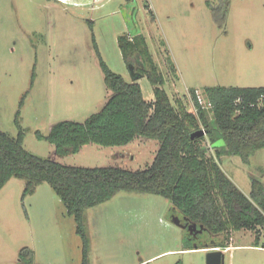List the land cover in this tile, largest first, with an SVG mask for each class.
Listing matches in <instances>:
<instances>
[{
  "label": "rangeland",
  "instance_id": "rangeland-1",
  "mask_svg": "<svg viewBox=\"0 0 264 264\" xmlns=\"http://www.w3.org/2000/svg\"><path fill=\"white\" fill-rule=\"evenodd\" d=\"M219 5L220 0H0V129L16 136L18 110L23 146L36 156L73 166L144 168L158 148L155 139L89 143L61 156L36 131L47 135L58 121L82 122L105 103L110 90L92 37L106 65L131 81L117 38L142 34L164 76L161 87L174 106L186 111H194L190 88L204 105L206 86H264V0H228L223 25ZM137 82L143 97L153 99L147 76ZM214 145L222 146L223 140ZM219 163L245 194L251 176L264 184V147L248 164L226 154ZM24 187V179L11 177L0 189V264H25L19 260L24 247L32 251L31 264H81L83 243L58 195L47 182L23 196ZM173 215L179 216L171 203L151 193L120 191L87 208L88 263L206 264V253L218 247L223 264H264V228L217 236L202 231L200 240L228 246L186 249L185 229L172 221Z\"/></svg>",
  "mask_w": 264,
  "mask_h": 264
},
{
  "label": "trees",
  "instance_id": "trees-1",
  "mask_svg": "<svg viewBox=\"0 0 264 264\" xmlns=\"http://www.w3.org/2000/svg\"><path fill=\"white\" fill-rule=\"evenodd\" d=\"M219 6V24L223 25L228 0H220ZM92 42L103 83L110 90L105 103L84 121H58L47 135L36 131L37 137L53 144L61 156L76 153L89 143L114 146L136 137L151 138L158 141L152 161L142 169L129 170L65 165L36 156L23 146L24 131L17 110L16 136L0 129V189L11 177L21 178L25 180L24 196L33 193L41 182H47L64 204L66 213L74 218L75 231L83 243L81 264H89L84 211L120 191L160 195L171 203L174 213L188 223L201 225L211 236L229 230L264 228L262 181L251 176L250 190L245 194L219 163V157L226 154L238 156L248 164L250 156L264 147V86H206L202 89L204 105L198 102L195 88H190L194 111H186L181 105L174 106L161 87L164 76L142 34L131 37L123 34L117 38L130 67L131 81L112 71L101 59L94 37ZM166 58L174 71L170 57ZM143 75L153 86L151 100L143 97L137 82ZM22 101L23 97L20 104ZM200 128L205 130V135L191 138V133ZM217 139L223 140L222 146L214 145ZM209 148L213 149V156H207ZM185 232L186 249L228 246L226 241L212 245L214 240H200L199 235L195 240ZM19 260L31 264L32 251L27 247L20 249Z\"/></svg>",
  "mask_w": 264,
  "mask_h": 264
},
{
  "label": "water",
  "instance_id": "water-1",
  "mask_svg": "<svg viewBox=\"0 0 264 264\" xmlns=\"http://www.w3.org/2000/svg\"><path fill=\"white\" fill-rule=\"evenodd\" d=\"M205 135V130L203 128L193 131L190 135L191 138L200 137ZM186 223H182L178 216L173 215L172 221L183 228H186L189 233H200L203 231V227L200 225L197 227L195 223H188L185 218H183ZM224 254L218 247L210 248L206 253V264H223Z\"/></svg>",
  "mask_w": 264,
  "mask_h": 264
},
{
  "label": "flooded vegetation",
  "instance_id": "flooded-vegetation-1",
  "mask_svg": "<svg viewBox=\"0 0 264 264\" xmlns=\"http://www.w3.org/2000/svg\"><path fill=\"white\" fill-rule=\"evenodd\" d=\"M179 218H180V221L182 222V223H186V221L183 219L184 217H181V216H178ZM186 231H187V229L186 228H184ZM188 232V231H187ZM189 233V232H188ZM201 233V232H200ZM190 235H191V237H193L195 240L198 238V235H199V233H195V232H193V233H189Z\"/></svg>",
  "mask_w": 264,
  "mask_h": 264
},
{
  "label": "built area",
  "instance_id": "built-area-1",
  "mask_svg": "<svg viewBox=\"0 0 264 264\" xmlns=\"http://www.w3.org/2000/svg\"><path fill=\"white\" fill-rule=\"evenodd\" d=\"M197 100H198V102L201 104V99H200V97L197 95ZM260 248L261 249H264V242L262 243V245L260 246Z\"/></svg>",
  "mask_w": 264,
  "mask_h": 264
}]
</instances>
